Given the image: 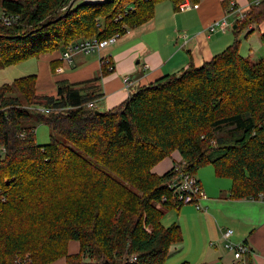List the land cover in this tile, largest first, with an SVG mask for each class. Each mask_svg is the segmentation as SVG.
I'll list each match as a JSON object with an SVG mask.
<instances>
[{
  "label": "trees",
  "instance_id": "obj_1",
  "mask_svg": "<svg viewBox=\"0 0 264 264\" xmlns=\"http://www.w3.org/2000/svg\"><path fill=\"white\" fill-rule=\"evenodd\" d=\"M71 1L0 0L18 16L0 23V68L123 36L149 21L156 4L178 9L184 0ZM263 21L264 1L246 10L232 44L209 62L160 77L107 111L86 107L96 96L84 86L111 72L110 61L93 80L57 82L55 96L37 94L36 75L0 86V264H165L183 241L177 224H162L165 211L183 206L169 185L208 165L230 180L231 199L264 197V56L252 64L239 54V36ZM34 124L48 127V144L36 143ZM174 151L181 163L151 172ZM70 242L77 254H68Z\"/></svg>",
  "mask_w": 264,
  "mask_h": 264
},
{
  "label": "crops",
  "instance_id": "obj_2",
  "mask_svg": "<svg viewBox=\"0 0 264 264\" xmlns=\"http://www.w3.org/2000/svg\"><path fill=\"white\" fill-rule=\"evenodd\" d=\"M228 1L198 0L196 5L191 4L192 7L185 10L175 9L171 2L164 1L155 5L149 21L128 29L114 45L100 52L75 54L69 64L61 59V50L41 55L35 59V74H32L36 75L37 94L55 96L57 82L75 84L93 80L100 74L102 60L108 59L113 70L97 84L84 86L91 88L85 91L87 94L96 96L93 99L95 109L107 111L123 104L130 94L160 77L177 74L190 66L200 68L234 41L232 32L210 33L207 29L223 17ZM234 1L246 10L247 0ZM234 27L233 24L232 29ZM260 33L259 25H252L251 30L246 29L241 35V57L250 60L254 51L261 50ZM125 78L129 79L128 84L124 83ZM181 162L180 154L174 151L151 172L163 175ZM198 182L205 195L200 202L202 210L190 204L173 210L176 217L170 225L180 227L183 241L170 247L166 261L170 264H231L232 254L221 240V231L229 228L233 231L231 241L244 242L249 247L251 253L245 256L246 264H264V201L231 199V183L218 184L214 189ZM163 219V226H169ZM78 252L79 244L70 242L68 254ZM50 264H66V261L61 258Z\"/></svg>",
  "mask_w": 264,
  "mask_h": 264
},
{
  "label": "built area",
  "instance_id": "obj_3",
  "mask_svg": "<svg viewBox=\"0 0 264 264\" xmlns=\"http://www.w3.org/2000/svg\"><path fill=\"white\" fill-rule=\"evenodd\" d=\"M264 0H247L246 10L251 6H257ZM179 9H190L191 3L189 1H183L179 4ZM246 10H242L234 0H229L227 3V9L223 17L212 24H210L207 29L210 33L219 32L221 34L225 33L228 29H232L233 24L240 23L245 15ZM121 16L117 20H121ZM18 20L17 15H11L6 13L0 14V23L3 26H11ZM232 20V21H230ZM252 25L247 28V31L251 30ZM122 35L120 33H115L114 35L98 40L96 38H89L79 40L68 44L64 47L61 53V59L67 64L71 63V60L75 54H92L100 52L105 48L114 45ZM107 64L108 68L111 69L109 65V60L103 59L102 64ZM125 84H128L129 79L125 78ZM87 108H95L93 102H89L86 105ZM43 111V110H40ZM47 112V111H46ZM2 154H0V158ZM169 189L177 196L178 201L183 205H193L196 210H202L200 202L205 199V195L200 187L198 180L194 175L188 173H180L178 178L169 185ZM260 201H264L262 195L259 196ZM233 236V231L229 228L223 229L221 231V240L223 241L224 248L232 254L231 264H246L245 256L249 255L251 252L249 247L244 242H233L231 238ZM135 257L131 258L134 261ZM18 264H26L25 262H18Z\"/></svg>",
  "mask_w": 264,
  "mask_h": 264
},
{
  "label": "rangeland",
  "instance_id": "obj_4",
  "mask_svg": "<svg viewBox=\"0 0 264 264\" xmlns=\"http://www.w3.org/2000/svg\"><path fill=\"white\" fill-rule=\"evenodd\" d=\"M77 1H75V3H77ZM81 2H84V0H81V1L79 0L78 3H81ZM259 27H260V30L264 32V29L262 30V27H264V21L259 24ZM231 32H232L231 29H228L223 34H226V33L231 34ZM232 38H233V34H232ZM242 39H243V36H239L240 43ZM263 56H264V48L261 46V50L258 52L254 51V55L249 61L252 64L256 63L257 61L262 59ZM34 70H35V59H30L26 62L17 64L14 66L0 68V86L4 84H12L16 79L35 74ZM34 126H35L34 131H35L36 143L41 146L48 144L50 141V138H49L50 130L48 129V127L45 125H37V124H34ZM221 134H225V130ZM0 154H2L1 150H0ZM194 177L208 188L211 187L215 189L218 187V184H220L221 186H223V184H227V185L230 184L229 179L217 178L214 174V170L212 166L210 165L200 168L195 173ZM175 217H176L175 211L173 210L165 211L163 223L165 225H170L171 220L174 219ZM170 263H171L170 261L165 262V264H170Z\"/></svg>",
  "mask_w": 264,
  "mask_h": 264
},
{
  "label": "water",
  "instance_id": "obj_5",
  "mask_svg": "<svg viewBox=\"0 0 264 264\" xmlns=\"http://www.w3.org/2000/svg\"><path fill=\"white\" fill-rule=\"evenodd\" d=\"M75 1H77V0H72L70 2V5H72ZM105 1H107V0H84V3L85 4H94V3H103Z\"/></svg>",
  "mask_w": 264,
  "mask_h": 264
}]
</instances>
